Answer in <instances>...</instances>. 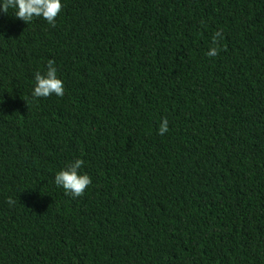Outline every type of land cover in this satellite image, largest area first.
<instances>
[{"label":"trees","instance_id":"16d2710c","mask_svg":"<svg viewBox=\"0 0 264 264\" xmlns=\"http://www.w3.org/2000/svg\"><path fill=\"white\" fill-rule=\"evenodd\" d=\"M61 2L0 11V264H264V0Z\"/></svg>","mask_w":264,"mask_h":264},{"label":"clouds","instance_id":"9594fccd","mask_svg":"<svg viewBox=\"0 0 264 264\" xmlns=\"http://www.w3.org/2000/svg\"><path fill=\"white\" fill-rule=\"evenodd\" d=\"M9 8L15 10V17L29 24L34 17H42L51 26H56V18L62 11L63 5L61 0H3L0 3V11L8 13ZM222 38V32L216 31L212 40L216 44ZM219 54L218 47H212L206 53L209 57H215ZM54 60L48 61L46 74L37 72L35 74V87L32 95L36 98L49 97L55 94L58 97L64 95V84L57 77V69L54 67ZM169 131L168 120L164 118L160 123L158 134L163 136ZM84 164L82 159L67 165L66 168L57 172L55 176V184L62 187L66 194L81 197L85 194L86 189L92 183L91 178L87 174H80L79 169ZM13 204L14 201L9 198L7 201Z\"/></svg>","mask_w":264,"mask_h":264}]
</instances>
